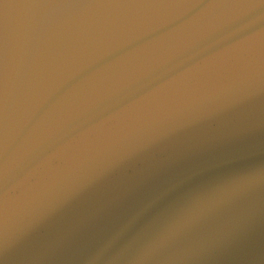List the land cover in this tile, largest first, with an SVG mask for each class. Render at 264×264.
Listing matches in <instances>:
<instances>
[{
    "label": "water",
    "instance_id": "95a60500",
    "mask_svg": "<svg viewBox=\"0 0 264 264\" xmlns=\"http://www.w3.org/2000/svg\"><path fill=\"white\" fill-rule=\"evenodd\" d=\"M0 264H264V0H0Z\"/></svg>",
    "mask_w": 264,
    "mask_h": 264
}]
</instances>
